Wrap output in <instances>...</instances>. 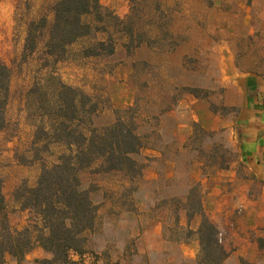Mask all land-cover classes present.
<instances>
[{"label":"rangeland","instance_id":"374dc122","mask_svg":"<svg viewBox=\"0 0 264 264\" xmlns=\"http://www.w3.org/2000/svg\"><path fill=\"white\" fill-rule=\"evenodd\" d=\"M56 1L0 0V58L12 70L8 124L0 131V178L10 221L20 228L31 214L21 209L15 192L23 184L34 186L41 173L35 150L41 143L33 144L36 126L27 95L48 73L41 55L23 58L27 22L41 15L52 20ZM101 2L125 17L133 0ZM251 2L264 0H136L145 40L140 47L128 52L121 39L113 55L84 58L81 49L89 41L84 39L57 64L64 82L100 103L97 124H110L116 110L135 107L145 144L135 156L145 164L141 178L130 181L96 167L81 173L83 186L94 189L92 199L99 206L97 225L88 234L95 264H151L142 250L153 249L157 240L142 236L159 223L167 242L152 250L154 264L180 256V244L191 235L181 222L196 211L201 196L198 178L233 156L228 135L206 127L235 110L229 105L233 93L223 66L234 61L246 69L264 62L263 23L249 24L246 17ZM150 16L156 20L153 27ZM195 124L201 129L195 130ZM205 258L201 248L195 264H209Z\"/></svg>","mask_w":264,"mask_h":264},{"label":"trees","instance_id":"16d2710c","mask_svg":"<svg viewBox=\"0 0 264 264\" xmlns=\"http://www.w3.org/2000/svg\"><path fill=\"white\" fill-rule=\"evenodd\" d=\"M134 2L129 14L121 17L101 0H57L52 20L41 15L27 22L23 58L41 55L42 66L48 69L27 95V109L36 126L33 144L41 143L35 148L41 173L34 186L23 184L15 192L21 209L31 214L22 228L10 221L0 178V264L6 263L7 255L21 263L37 247L48 256L37 258L36 264H93L87 261L95 259L88 234L97 225L99 206L92 199L94 189L83 186L81 173L96 167L97 172H117L130 181L143 176L145 164L135 157L145 147L135 107L118 109L112 123L99 125L100 103L64 82L56 71L84 39H89L81 49L84 58L113 55L121 39L128 52L140 47L145 40ZM155 23L150 16L149 25ZM11 80V67L0 58V131L8 124ZM194 127L201 129L198 124ZM52 156L56 159L48 161ZM196 213L203 216L199 235L205 260L221 264L228 252L219 229L204 212L201 196L188 218Z\"/></svg>","mask_w":264,"mask_h":264},{"label":"crops","instance_id":"0c3cea01","mask_svg":"<svg viewBox=\"0 0 264 264\" xmlns=\"http://www.w3.org/2000/svg\"><path fill=\"white\" fill-rule=\"evenodd\" d=\"M246 17L249 24L261 22L264 27V2H251ZM222 70L233 93L229 105L235 110L228 118L216 116L215 124L206 127L221 129L228 135L233 156L226 167L214 165L197 182L204 212L219 229L221 243L228 252L221 264H264V62L245 69L233 61ZM187 217L186 213L181 225L191 235L180 244V256L165 257L164 264L197 262L202 248L199 228L203 216ZM146 234L155 235L157 240L153 249L142 250L154 264L157 260L152 254L154 249L167 242L163 223L156 224L142 237ZM47 256L37 247L21 263L7 255L5 264H36L37 258ZM87 261L94 260L88 257Z\"/></svg>","mask_w":264,"mask_h":264}]
</instances>
